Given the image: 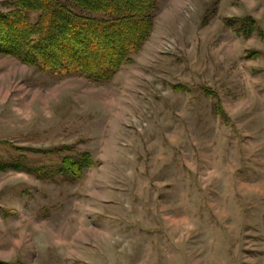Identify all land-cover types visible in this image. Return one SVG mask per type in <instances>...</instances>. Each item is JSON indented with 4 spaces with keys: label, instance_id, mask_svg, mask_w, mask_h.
I'll return each instance as SVG.
<instances>
[{
    "label": "rangeland",
    "instance_id": "rangeland-1",
    "mask_svg": "<svg viewBox=\"0 0 264 264\" xmlns=\"http://www.w3.org/2000/svg\"><path fill=\"white\" fill-rule=\"evenodd\" d=\"M133 58L96 82L0 54V161L93 160L0 170V262L264 264V0H160Z\"/></svg>",
    "mask_w": 264,
    "mask_h": 264
},
{
    "label": "trees",
    "instance_id": "trees-1",
    "mask_svg": "<svg viewBox=\"0 0 264 264\" xmlns=\"http://www.w3.org/2000/svg\"><path fill=\"white\" fill-rule=\"evenodd\" d=\"M159 2L7 0L8 9L0 8V54L45 72L109 81L123 65L134 61L133 55L150 37ZM34 12L39 15L32 22ZM226 23L246 35L255 30L251 17H232ZM20 159L0 161V170L28 171L42 179L75 180L81 178L87 166L93 165L88 152L66 155L57 166H38Z\"/></svg>",
    "mask_w": 264,
    "mask_h": 264
}]
</instances>
